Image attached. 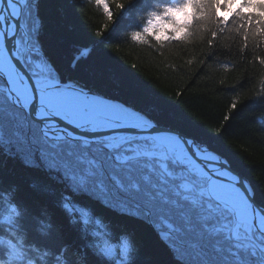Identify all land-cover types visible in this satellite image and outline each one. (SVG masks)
<instances>
[{
	"label": "snow or ice",
	"instance_id": "snow-or-ice-1",
	"mask_svg": "<svg viewBox=\"0 0 264 264\" xmlns=\"http://www.w3.org/2000/svg\"><path fill=\"white\" fill-rule=\"evenodd\" d=\"M188 2L206 7L204 23L213 26L202 52L210 54L217 43L229 48L230 34L239 26L238 51H251V62L264 66V29L258 27L264 16L244 12L259 8L264 13V0ZM43 3L0 0V153L26 168L43 169L117 217L142 225L174 264H264V201H255L249 186L204 141L174 125L167 109L153 108L122 87L104 63L87 64L88 48L71 57L88 82L66 76L62 61L73 37ZM94 3L107 26L116 5ZM94 35L100 38L101 31ZM260 85L255 98L264 99V80ZM239 103V97L234 107L230 102L223 123ZM46 228L41 229L45 234ZM43 243L58 254L63 248L67 259L72 236L64 231ZM10 247L0 248V261L7 252L8 264H41L36 253ZM88 247L93 249L88 264H108L105 257L111 264H128L133 251L127 242L119 251L107 242L102 249Z\"/></svg>",
	"mask_w": 264,
	"mask_h": 264
},
{
	"label": "trees",
	"instance_id": "trees-1",
	"mask_svg": "<svg viewBox=\"0 0 264 264\" xmlns=\"http://www.w3.org/2000/svg\"><path fill=\"white\" fill-rule=\"evenodd\" d=\"M112 2L116 5L112 7L114 18L105 26L102 9L96 8L94 0H44L42 8L73 37L62 61L64 74L80 79V83L88 82L84 73L71 63V57L88 48L89 56L83 58L87 64L104 63L122 87L131 88L153 108L167 109L174 125L187 129L198 142L204 141L205 146L226 158L234 170L250 181L256 201H264V99L255 98L260 81L264 80V66L251 62V51L244 54L238 51L234 41L239 39V26L230 34L233 41L228 42L229 48L217 43L210 54H205L204 40L213 27L204 23L207 8L189 4L188 0L174 3L165 0L163 11L157 12L147 26L157 20L170 24L171 28L165 30L168 39L157 41L154 37L158 28H152L151 36L146 28L135 34L134 39H144L143 46H136L129 43L127 33L144 23L140 14L153 6V0ZM181 4H188L186 8L190 7L192 12L178 22L167 10ZM247 9L255 11L244 9L246 15L264 16L259 8ZM258 27L264 29V24ZM181 29L183 32L177 39L176 32ZM98 30L100 38L94 35ZM226 65L230 71H225ZM178 92L182 95H177ZM237 97L240 99L237 110L223 123V115L232 100L235 106ZM4 194L10 195L19 207V222L27 232L28 242L44 248L43 242L52 235L70 231L68 264H76L78 257L88 264V254L93 251L88 245L94 244L91 233L96 230V218L103 222L99 227L107 229L108 246L119 251L123 245L121 237L130 238L133 251L128 264H174L142 225L131 218L117 217L43 169L26 168L19 159L0 153V196ZM64 204L72 209L71 213ZM84 209L92 215L88 216ZM85 218L92 223L84 227L81 220ZM45 226L47 234H42ZM51 250L57 253L56 249Z\"/></svg>",
	"mask_w": 264,
	"mask_h": 264
},
{
	"label": "clouds",
	"instance_id": "clouds-1",
	"mask_svg": "<svg viewBox=\"0 0 264 264\" xmlns=\"http://www.w3.org/2000/svg\"><path fill=\"white\" fill-rule=\"evenodd\" d=\"M128 2L134 3L135 0H128ZM174 3L175 0H172ZM165 7V0H153V6L148 8L145 12L140 14V17L143 19L144 23L140 24L139 28L130 29L127 33L128 41L132 45L136 46H143L144 39L143 37L139 38V40L134 39V36L138 32H144L147 28V35H152V28H158L156 35L154 37L155 40L159 41L161 39L167 40L168 37L165 35V30L170 29V24H165L160 20H157L155 24L151 27L147 26V22L152 19V17L156 16L157 12L163 11ZM245 11H255V9H246ZM192 9L190 7L184 9L183 12L180 13H173L171 16L175 17L178 22H183L185 18V14H191ZM115 20L112 21L114 23ZM183 32V29L176 32V38L178 39ZM7 200V202H3ZM12 209H15V213L12 212ZM84 212L91 216V212L88 209H84ZM21 216V212L17 204H15L12 200L10 195L4 194L0 196V248L11 250L10 246H15L19 252L28 253L34 252L37 254L38 258L40 259L41 264H68V260L64 258V249L62 248L60 253H55L51 249L47 248H40L37 247L35 243L28 242L27 232L22 228L19 218ZM82 225L88 226L91 221L88 219L81 220ZM103 222L96 218V230L91 233L94 237V244L98 246V248L102 249L105 246V242L107 240L105 236V231L107 230L102 229L99 227L100 224ZM39 231V229H38ZM110 231V230H109ZM45 234V233H42ZM122 244L125 242L128 243L129 247L131 248L130 238L126 236L121 237ZM110 242H107V244ZM106 260L111 262L112 258L105 257ZM0 264H8L7 261V252L5 253V260L0 261ZM11 264H19V261H12ZM30 264H35L34 261L30 262ZM76 264H85L82 257H78Z\"/></svg>",
	"mask_w": 264,
	"mask_h": 264
},
{
	"label": "water",
	"instance_id": "water-1",
	"mask_svg": "<svg viewBox=\"0 0 264 264\" xmlns=\"http://www.w3.org/2000/svg\"><path fill=\"white\" fill-rule=\"evenodd\" d=\"M209 150H210V149H209ZM210 151H211V150H210ZM212 152H213V151H212ZM213 153H214L215 155L219 156V158H220L222 161H226L222 156L216 154L215 152H213ZM226 167H228V168L233 172L234 175H237V176H238L243 182H245V183L249 186V188L251 189V195H252L253 199L256 201V199H255V194H254V192H253L252 186H251L250 182L248 181V179L242 177L237 171H235V170L231 167V165H230L227 161H226Z\"/></svg>",
	"mask_w": 264,
	"mask_h": 264
}]
</instances>
